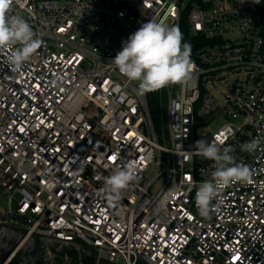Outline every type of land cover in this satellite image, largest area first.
Returning <instances> with one entry per match:
<instances>
[{
	"label": "built area",
	"instance_id": "built-area-1",
	"mask_svg": "<svg viewBox=\"0 0 264 264\" xmlns=\"http://www.w3.org/2000/svg\"><path fill=\"white\" fill-rule=\"evenodd\" d=\"M188 2L14 0L43 43L22 72L0 51V226L50 241L44 264H77L72 246L108 264H264V0ZM151 19L179 28L196 66L155 91L157 126L112 61ZM215 122L201 139L254 176L204 219L195 194L214 162L194 146ZM125 163L136 179L110 202L104 178Z\"/></svg>",
	"mask_w": 264,
	"mask_h": 264
},
{
	"label": "clouds",
	"instance_id": "clouds-1",
	"mask_svg": "<svg viewBox=\"0 0 264 264\" xmlns=\"http://www.w3.org/2000/svg\"><path fill=\"white\" fill-rule=\"evenodd\" d=\"M14 0H0V51L7 50L6 63L13 72H22L25 64L42 46L43 40L20 15H10ZM21 3V0H15ZM259 3V0H256ZM21 6H23L21 4ZM178 27L149 20L123 42L122 50L112 59L118 71L129 81L138 82L140 94L153 92L168 85L187 84L193 77L195 64L191 60V44L182 43ZM204 139L195 143L196 154L214 162L211 178L199 183L195 203L199 215L210 219L219 210L222 191L236 183H251L254 172L246 164L237 163L230 155L232 149ZM261 145L260 139L241 146L242 151L254 153ZM137 167L125 163L113 174L104 178V191L109 201L121 197L136 179ZM213 201H216L213 204Z\"/></svg>",
	"mask_w": 264,
	"mask_h": 264
},
{
	"label": "water",
	"instance_id": "water-1",
	"mask_svg": "<svg viewBox=\"0 0 264 264\" xmlns=\"http://www.w3.org/2000/svg\"><path fill=\"white\" fill-rule=\"evenodd\" d=\"M25 233L16 232L0 226V264H44L42 249L51 244L50 241L32 237L24 242ZM77 254V264H83V255L91 261V264H108L97 261L91 253L78 246H72Z\"/></svg>",
	"mask_w": 264,
	"mask_h": 264
},
{
	"label": "trees",
	"instance_id": "trees-1",
	"mask_svg": "<svg viewBox=\"0 0 264 264\" xmlns=\"http://www.w3.org/2000/svg\"><path fill=\"white\" fill-rule=\"evenodd\" d=\"M210 0H189L187 4L188 10L192 7L207 8L209 6ZM148 98V108L150 112V117L153 122V125L156 126V116H157V106H158V97L155 95V91L147 92ZM88 262V261H87Z\"/></svg>",
	"mask_w": 264,
	"mask_h": 264
},
{
	"label": "rangeland",
	"instance_id": "rangeland-1",
	"mask_svg": "<svg viewBox=\"0 0 264 264\" xmlns=\"http://www.w3.org/2000/svg\"><path fill=\"white\" fill-rule=\"evenodd\" d=\"M155 120H156V126H157V116H156ZM218 126H219V123L218 122H215V123H212V124L208 125V130L203 129L201 132L198 133L197 138H196V142L198 140H201V137L203 135H206L209 132L215 131ZM161 185H162V180H158L157 183L155 184V186L153 187V189H152L151 192L152 193H155L161 187Z\"/></svg>",
	"mask_w": 264,
	"mask_h": 264
}]
</instances>
